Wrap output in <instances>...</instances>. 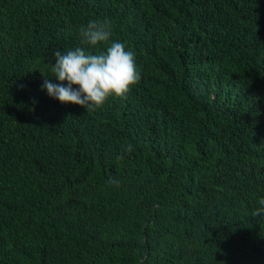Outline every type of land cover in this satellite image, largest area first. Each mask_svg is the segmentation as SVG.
Listing matches in <instances>:
<instances>
[{
  "label": "trees",
  "instance_id": "obj_1",
  "mask_svg": "<svg viewBox=\"0 0 264 264\" xmlns=\"http://www.w3.org/2000/svg\"><path fill=\"white\" fill-rule=\"evenodd\" d=\"M93 19L141 79L87 111L42 85ZM261 197L264 0H0V264H264Z\"/></svg>",
  "mask_w": 264,
  "mask_h": 264
},
{
  "label": "clouds",
  "instance_id": "obj_2",
  "mask_svg": "<svg viewBox=\"0 0 264 264\" xmlns=\"http://www.w3.org/2000/svg\"><path fill=\"white\" fill-rule=\"evenodd\" d=\"M80 35L82 44L90 47L106 44V50L98 54L86 51L84 47L65 53L56 51L52 72L60 83L45 79L42 89L61 103H73L87 111H94L112 97H125L141 76L136 68L134 53L126 50L119 41L110 42V21L93 19L82 28ZM126 150L130 151L131 146ZM257 203L258 207L252 215L264 216V197L259 198Z\"/></svg>",
  "mask_w": 264,
  "mask_h": 264
}]
</instances>
